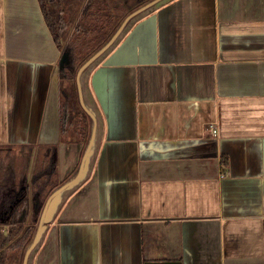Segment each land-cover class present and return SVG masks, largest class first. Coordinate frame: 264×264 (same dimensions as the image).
Masks as SVG:
<instances>
[{"label":"crops","instance_id":"1","mask_svg":"<svg viewBox=\"0 0 264 264\" xmlns=\"http://www.w3.org/2000/svg\"><path fill=\"white\" fill-rule=\"evenodd\" d=\"M60 57L40 0H0V152L58 146L64 184L95 122L62 107ZM81 87L96 139L34 264H264V0H163Z\"/></svg>","mask_w":264,"mask_h":264},{"label":"trees","instance_id":"2","mask_svg":"<svg viewBox=\"0 0 264 264\" xmlns=\"http://www.w3.org/2000/svg\"><path fill=\"white\" fill-rule=\"evenodd\" d=\"M150 1L152 0H119L117 5L113 6L111 2H115L114 0H83L78 12L80 16L73 18L75 26L81 29L74 35L76 40L73 46L68 44L70 40L66 44L68 25L72 22L71 18L64 19L62 13L66 11V7L60 9L64 12L56 14L52 9L55 0H40L48 27L61 49L59 75L62 107L68 109V114L76 110L81 117V123L88 126L90 122L88 113L80 102L78 70L109 42L128 15ZM123 12H126V15L120 17ZM64 56L67 58L65 61ZM38 152L35 155L39 154ZM32 158L27 156L24 159L27 174L24 173L25 177L19 183L21 190L16 191L12 190L13 187L5 186L0 192V219L7 222L10 228L8 234H0V264H11L12 260L23 264L25 253L33 243L39 227L38 212L44 208L47 198L62 185L58 172V146H53L44 151L42 156H38V164L34 170L30 166ZM27 169L30 170L31 177Z\"/></svg>","mask_w":264,"mask_h":264},{"label":"rangeland","instance_id":"3","mask_svg":"<svg viewBox=\"0 0 264 264\" xmlns=\"http://www.w3.org/2000/svg\"><path fill=\"white\" fill-rule=\"evenodd\" d=\"M114 1L116 3L115 2H111V5H113V6L115 4L117 5V3H118L119 0H114ZM82 2H83V0H55V2L53 4L52 9L55 10L56 14H59L61 12H64V10L61 11L60 9L63 8V7H66V9H65L66 11L64 13H62V14H64V19L67 20V19H70L71 18V20H72V22H70V24L68 25V29H67L68 31L66 30L68 32V35L66 36V40H67L66 44L70 40L68 44L75 46L74 45V43H75L74 40H76V37L74 35L77 34L79 27L75 26L76 24L73 21V18L76 19V17L80 16L78 12L80 11V4ZM67 7H68V10H67ZM125 15H126V12H123L120 15V17L121 16L123 17ZM79 30H81V29H79ZM67 32H65V33H67ZM72 84H74L73 81H72ZM36 152H38V150ZM36 152H34L32 154V156H31L34 159L33 162L31 160V163H30V166L33 167V170L36 168V166L38 164L37 157L38 156L40 157L43 154L42 153V150L38 152L41 155H39V154L35 155ZM29 154L30 153H29L28 150L27 151L25 150V155L19 153L18 154L19 156L17 155V153L14 154L11 150L5 151V152H0V168H1L2 174L5 173L6 170H8L9 166H13V165L15 166L16 165L15 166L16 167V171L20 173L19 176H17V178H18L17 181L20 183L21 180L25 177L24 176L25 168H22L21 165H19V163H21V162H24L25 163L26 160L24 161V159H26L27 156L29 157ZM24 167H25V164H24ZM38 168H40V167H38ZM30 170H31V168H30ZM30 170H28V173L30 172ZM26 174L27 173H25V175ZM29 177H31L30 173H29ZM18 189L21 190L20 189V185L18 186ZM26 196H28V195H26ZM43 210L44 209H42L41 211L38 212V216H37L38 221L40 220V217H41V215L43 213ZM9 229L10 228L7 227V226H5L4 223L1 222V219H0V231H1L0 234L1 235L2 234L3 235L4 234H8ZM38 245L36 246V248L38 247ZM39 247L37 249L35 248L34 251L31 253L32 255L30 256V259H29V263L28 264H34V257L36 255V253H38ZM35 261H38V257H37V260H35ZM11 264H20V262L19 261H13L12 260L11 261ZM35 264H37V262H35Z\"/></svg>","mask_w":264,"mask_h":264},{"label":"water","instance_id":"4","mask_svg":"<svg viewBox=\"0 0 264 264\" xmlns=\"http://www.w3.org/2000/svg\"><path fill=\"white\" fill-rule=\"evenodd\" d=\"M161 1L163 0H152L150 1L148 4L142 6L141 8L135 10L133 13H131L130 15H128L125 20L121 23L122 25L119 27L118 31L114 34V36L109 40V42L103 46V48L101 50H99L97 53H95L94 55H92L85 64H83L81 66V68L78 70V76H77V82H78V90H79V96H80V101H81V105L86 109V111L88 113L91 114V116L93 117L94 119V122H95V125H94V129L92 131V135H91V140H90V143L84 153V158L81 162V165H80V168H79V173L77 176L74 177V179L62 184L61 186H59V189H57L56 191H54L49 197L48 199L46 200L45 202V206H44V210H43V213L40 217V223H39V227L37 229V232H36V235H35V239L33 241V243L29 246L28 250L26 251V255H25V258H24V262L23 264H28L29 263V259H30V256H31V253L34 251V249L36 248V246L39 244L40 240H41V235L43 233V229H44V224H45V218H46V215H47V212H48V209L50 207V203L51 201L59 194V192H61L62 190L66 189L68 186L72 185L75 183V181H77L80 176L82 175L83 173V168L85 166V163H86V160L87 158L89 157V153L93 147V144L95 142V135H96V128H97V122H96V118L93 114V112L90 110L89 107H87L85 105V102H84V98H83V90H82V87H81V76H82V72L84 70L87 69V67L89 65H91L94 61H96L97 59L100 58L101 55H103V53L108 49L110 48L117 40V38L119 37V35L122 33V31L125 29V27L128 25V22L134 18V16L142 13L143 11L147 10V9H150L151 6H154L158 3H160ZM67 58L64 56L63 57V61H65Z\"/></svg>","mask_w":264,"mask_h":264},{"label":"built area","instance_id":"5","mask_svg":"<svg viewBox=\"0 0 264 264\" xmlns=\"http://www.w3.org/2000/svg\"><path fill=\"white\" fill-rule=\"evenodd\" d=\"M214 132H215V134H217V130H215Z\"/></svg>","mask_w":264,"mask_h":264}]
</instances>
